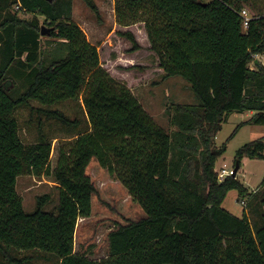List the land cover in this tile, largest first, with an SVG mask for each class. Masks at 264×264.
<instances>
[{
	"label": "trees",
	"instance_id": "obj_1",
	"mask_svg": "<svg viewBox=\"0 0 264 264\" xmlns=\"http://www.w3.org/2000/svg\"><path fill=\"white\" fill-rule=\"evenodd\" d=\"M85 2L100 14L95 0ZM243 8L252 14L248 28ZM115 11L122 26L144 22L164 76L185 79L197 102L173 105L170 131L101 65L73 0H0V264H264V183L249 192L238 171L216 168L242 126L264 124V66L254 57L264 54V0H115ZM42 21L52 28L48 46ZM119 34L140 47L130 30ZM67 102L80 104L84 128L61 107ZM24 109L37 130L32 142L20 136ZM245 111L254 113L218 146L229 115ZM50 123L70 133L58 139L54 168ZM245 156L264 159V136L239 148L234 166ZM93 157L146 214L112 229L101 259L75 250L78 220L93 211ZM24 174L53 177V208L44 194L24 210ZM232 189L247 197L242 216L222 206Z\"/></svg>",
	"mask_w": 264,
	"mask_h": 264
},
{
	"label": "rangeland",
	"instance_id": "obj_2",
	"mask_svg": "<svg viewBox=\"0 0 264 264\" xmlns=\"http://www.w3.org/2000/svg\"><path fill=\"white\" fill-rule=\"evenodd\" d=\"M100 14L97 16L87 5L85 0H73V18L86 32L88 39L98 46L100 62L115 78L123 81L138 97L145 109L162 126L174 131L176 126L171 123L173 105L177 102L194 103L197 99L189 83L179 76H164V71L159 65L155 51L151 48L144 22H137L122 26L117 21L115 0H95ZM26 16H31L30 14ZM43 21L41 25L43 26ZM45 25V24H44ZM46 26V25H45ZM130 30L136 36L140 47L133 49V43L119 31ZM44 46L52 40L48 34L42 35ZM68 115H78L83 121L81 128L86 126V116L78 102H67L61 106ZM29 110L21 111L20 136L26 142L37 138L34 125L26 124ZM252 115L249 111L233 112L228 120L223 123V128L216 136V143L220 146L227 142L235 128ZM48 131L54 136L53 150L51 153V166L57 164V144L59 137L70 135L67 130H62L58 125L50 123ZM264 136V124H246L227 142L226 152L218 159L216 168H225L232 174L236 162V153L245 143ZM88 173L96 186L93 196V211L90 217L78 220L75 235V250L94 259H101L109 253V232L119 224L144 217L145 211L139 202L130 195L127 187L109 170L103 167L97 157H93L88 167ZM237 177L244 183L249 192H255L264 183V159H253L245 156L238 169ZM17 190L23 197V206L26 212H32L37 207V197L44 194L51 195L47 208H53L58 201V190L53 177L47 174L29 175L18 177ZM247 197L239 195L237 189H232L225 197L222 206L230 212L242 216L249 211L248 205L243 204ZM28 252L19 251V255ZM34 264H56L54 257L50 260L36 258Z\"/></svg>",
	"mask_w": 264,
	"mask_h": 264
},
{
	"label": "built area",
	"instance_id": "obj_3",
	"mask_svg": "<svg viewBox=\"0 0 264 264\" xmlns=\"http://www.w3.org/2000/svg\"><path fill=\"white\" fill-rule=\"evenodd\" d=\"M242 18H243V27L244 28H248L249 24H250V20L252 19V14L250 13V11L247 8H243L240 12ZM255 59H257L259 62H261V64L264 66V54H255ZM251 68L253 69L254 66L253 64H251ZM229 173H227V170L224 169L222 171V176H226ZM243 204L247 205V202L245 200L242 201Z\"/></svg>",
	"mask_w": 264,
	"mask_h": 264
},
{
	"label": "water",
	"instance_id": "obj_4",
	"mask_svg": "<svg viewBox=\"0 0 264 264\" xmlns=\"http://www.w3.org/2000/svg\"><path fill=\"white\" fill-rule=\"evenodd\" d=\"M50 1H52V0H50ZM51 30H52V28H48L45 25H43L41 33L42 34H49ZM256 62H259V61L256 59ZM238 169H239V164H237V166L232 171L233 176H235L237 174Z\"/></svg>",
	"mask_w": 264,
	"mask_h": 264
},
{
	"label": "crops",
	"instance_id": "obj_5",
	"mask_svg": "<svg viewBox=\"0 0 264 264\" xmlns=\"http://www.w3.org/2000/svg\"><path fill=\"white\" fill-rule=\"evenodd\" d=\"M251 115H253L254 111H249Z\"/></svg>",
	"mask_w": 264,
	"mask_h": 264
}]
</instances>
